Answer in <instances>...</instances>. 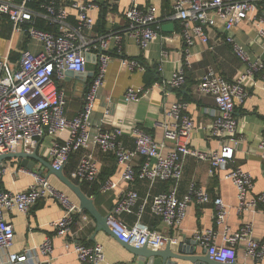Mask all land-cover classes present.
Wrapping results in <instances>:
<instances>
[{
    "label": "built area",
    "instance_id": "built-area-1",
    "mask_svg": "<svg viewBox=\"0 0 264 264\" xmlns=\"http://www.w3.org/2000/svg\"><path fill=\"white\" fill-rule=\"evenodd\" d=\"M39 0H0V16H6L17 33H23L41 46L40 50L23 51L18 67L13 68L9 55H0V156L17 151L33 152L46 136H57L68 130L69 135L63 142L55 141L49 148V158L54 168H64L72 154L87 147L101 149L115 155L121 167L118 180L108 178L100 183V191L107 193L115 190L120 183L128 185L123 198L108 213L107 224L113 235L121 242L135 247L147 245L152 249L165 248L169 242L175 243L173 235L152 229L140 219L128 225L120 215L137 207L140 195L135 188L139 181H146L150 190L156 183H172V188L151 194V211L170 229L180 227L190 204L205 205L213 203L215 224L217 227L195 231L193 239L207 249L210 258L220 263L237 260V246L246 241V255L255 261L264 258V238L255 240L251 223H245L238 230L232 231L228 225L230 207L220 196L213 197L206 188L192 182L187 192L180 196L178 184L184 175V165L188 157L207 160L210 173L227 169L234 162L235 151L240 144L236 106L244 104L249 97V90L244 85L243 77L233 80L225 78L214 68H210L198 81L196 93L213 97L216 113L211 126V134L218 139L220 148L214 151L202 150L192 146L195 120L190 114L186 101H175L166 110V119L158 121L157 126L165 132V137L172 140L170 150L165 142H157L143 127L135 126L130 135L135 140L133 148L127 147L121 127L112 129L103 126L94 127L92 118L95 103L104 84L111 60L109 50L115 45V51L121 53L122 35L116 32L93 36L95 19L90 10L96 7L91 1L78 0L65 3L60 0L40 2L39 7L31 4ZM114 4L119 0H104ZM70 9L77 12V22L69 21ZM254 16L258 23L257 37L264 49V0H174L173 12L168 20L181 23V35L184 51L201 44L208 45L207 27L223 22L224 42L235 56L247 65L249 74H257L264 68L262 59L253 60L248 49L237 40L233 30L243 21ZM42 18L58 29L57 32L37 28L34 23ZM128 32L146 49L159 35L161 28L157 16V7L144 8L133 5L126 11ZM163 57L167 56L162 51ZM96 63L95 74L84 94L80 111L72 118L66 116L67 96L58 87L57 81L66 77L68 71L85 72L87 55ZM94 54V56L92 55ZM162 57V58H163ZM160 60L163 64V60ZM16 63V64H17ZM130 69H143L138 60H129ZM159 64V72L163 66ZM185 60L183 66L176 69L167 79L162 77L154 86L164 91L181 90L187 81ZM146 88L130 87L126 98L138 101L148 94ZM107 109L105 114H109ZM261 156L264 159V134L259 142ZM142 159L137 166L136 161ZM6 166L0 161V180ZM19 171L31 173L34 181L25 191L12 192L0 188V264H48L53 254L52 238L48 237L39 247L40 254L46 260L31 254L30 250L21 253L11 251L15 238L14 225L6 218L7 213L29 211L43 198L55 199L63 209L61 218L51 223L59 236H69L76 221V216L83 210L64 191L56 188L46 175L31 172L23 167ZM100 167L91 154L81 158L76 174L82 181L100 182ZM238 191L239 213L264 203V193L248 198L254 188L253 176L239 166H235L225 175ZM146 203L140 206L138 214L142 216ZM222 237V243L219 238ZM75 252L81 264H100L105 262L104 247L99 244L76 242ZM109 264V263H108Z\"/></svg>",
    "mask_w": 264,
    "mask_h": 264
},
{
    "label": "crops",
    "instance_id": "crops-1",
    "mask_svg": "<svg viewBox=\"0 0 264 264\" xmlns=\"http://www.w3.org/2000/svg\"><path fill=\"white\" fill-rule=\"evenodd\" d=\"M60 1L68 3L78 0ZM86 1L96 4V7L90 10V15L96 22L93 36L97 37L116 32L122 35L123 46L121 53L115 51L114 43L109 50L111 60L104 84L95 103L92 125L109 129L118 126L123 128L125 131L123 139L127 147L133 148L135 146V140L130 132L133 127L140 126L149 132L157 142H165V149L170 150L173 141L165 137L164 130L156 123L166 119V110L173 102L186 101L189 112L195 120L192 146L209 151L219 149L218 139L211 134L212 122L217 112L216 103L213 97L209 95L197 94L196 86L199 79L210 68H214L229 80L243 77L244 85L249 90V97L244 104L236 106L241 140L235 151L233 164L227 169L217 170L215 174H211L209 161L188 157L184 165V175L178 184V193L183 196L192 182L206 188L213 197L220 196L229 205L228 225L232 231L238 230L245 223H251L253 238L262 240L264 238V203L239 213L237 210L239 203L237 188L230 179L225 178V175L228 170L239 166L254 178V188L249 193L248 198L264 193V159L259 149V142L264 134V68L256 75L247 72V65L242 63L235 56L232 48L224 42L223 22L220 20L217 21L216 26H209L206 29L210 38L208 45L199 44L193 47L189 53H185L181 23L176 20H168L173 12L174 0H119L114 4H109L104 0ZM133 5L141 8L147 6L157 7L158 23L161 28L159 35L146 49H142L128 32L126 11ZM70 12L69 21L72 25H75L77 12L74 9H70ZM168 24H173L170 31L164 29V26ZM4 25L3 20L0 19V27ZM257 28L258 23L253 16L237 25L233 33L237 40L248 49L253 60L262 59L264 61V49L262 41L257 37ZM2 33H0V42L4 46L0 48V55H9L13 68L18 67L17 62L23 51L32 50L37 52L41 48L28 35L15 32L13 25L11 31L6 28L5 32ZM8 33L10 35L5 36ZM163 50L167 52L166 57H163ZM11 53L16 58H11ZM92 55L94 56V54ZM161 58L163 64L160 62ZM133 59L138 60L143 69H130L128 62ZM185 60L190 62V66L186 67L187 81L183 89L164 91L160 87L154 86L157 79L158 81L162 77L169 79L176 69L183 66ZM159 64L163 66L162 72L158 70ZM149 71L152 73L151 76L147 75ZM148 76L153 78L151 85L147 84ZM81 77L66 76L64 79L57 81V85L65 91L67 96L66 116L69 118L80 111L84 94L92 80V78H88L85 84ZM130 87L146 88L149 91L140 100L131 101L126 98V91ZM107 109L110 113L106 115L105 111ZM68 135L69 131L66 130L57 136L42 138L39 143V155L50 161L49 148L51 144L55 141L63 142L68 138ZM18 151H21V149L19 148L16 152ZM88 154L95 157L101 169L99 181H105L108 178L118 180L120 178L121 167L113 153L87 147L72 154L64 167V173L69 180L80 186L84 182L79 179L76 170L81 158ZM3 162L6 171L0 180V188L12 192L27 190L34 181L33 175L19 171L20 160L17 158H9L3 160ZM141 163V158L136 161L137 166ZM36 165L35 171L38 172L42 165L39 162ZM47 172V169H45V175ZM49 180L56 188L64 191L74 202L79 204V200L74 193L57 177L50 175ZM91 184L81 186V189L88 197L94 199L96 208L103 215H107L128 190V185L120 183L113 191L103 193L99 188V192L94 195L92 192L94 185ZM172 186V183H156L154 188L150 190L148 182L139 181L135 186L140 195L137 207L120 215V218L128 225H132L140 219L152 229L167 234L171 233L176 239L175 243L193 238L195 231L217 227L213 203L205 205L190 204L185 219L178 228L170 229L162 223L151 211V194L170 189ZM144 203L147 205L142 216H139V208ZM62 215L63 209L60 204L49 197L41 199L29 213L19 211L7 213L6 218L15 228V238L11 251L21 253L30 250L31 254L46 260V257L38 251V247L48 237H51L53 254L49 258L48 264H81L75 252L76 242H84L90 245L101 244L104 247L105 262L100 264H139L138 258L122 245L113 234L98 230L96 220L84 210L77 214L71 235L67 237L57 235L51 223L61 218ZM217 228L222 233L223 228ZM219 243H222L221 236ZM246 247V241H241L237 246L236 261L239 264H264V258L256 263L248 257ZM197 250L199 254H202L204 247L199 245Z\"/></svg>",
    "mask_w": 264,
    "mask_h": 264
},
{
    "label": "water",
    "instance_id": "water-1",
    "mask_svg": "<svg viewBox=\"0 0 264 264\" xmlns=\"http://www.w3.org/2000/svg\"><path fill=\"white\" fill-rule=\"evenodd\" d=\"M173 24H168L164 26V29L170 31ZM96 71V63L91 60L90 54L87 55V63L85 67V72L75 73L68 71L66 76H76L83 79V81H88V78H93ZM39 146L33 152L27 151H14L0 156V161L17 158L20 160V167L28 169L31 172H36L38 174H44V170L47 169L46 176L49 178L50 175L57 177L64 185H66L79 200L80 208L88 212L97 222L98 230H104L111 233V230L107 224L109 215H103L98 211L95 206L94 199L88 197L80 185L73 183L69 180L65 173L64 168L56 169L53 167L51 161L42 157L38 153ZM41 163L42 167L37 172L36 164ZM121 242V241H120ZM127 249H129L137 258L139 264H239L237 261L231 263H220L214 261L210 258L207 253V249L204 248L203 253L199 254L197 247L199 243L193 238H188L182 240L178 243L169 242L165 248L162 249H152L147 245L143 247H135L128 243L121 242ZM255 261V260H254ZM257 263V261H255Z\"/></svg>",
    "mask_w": 264,
    "mask_h": 264
},
{
    "label": "trees",
    "instance_id": "trees-1",
    "mask_svg": "<svg viewBox=\"0 0 264 264\" xmlns=\"http://www.w3.org/2000/svg\"><path fill=\"white\" fill-rule=\"evenodd\" d=\"M46 1H50V0H39V1H36L34 4L32 3L31 5L34 7V8H37L38 9V7H39V3L40 2H46ZM0 19L1 20H3V22H4V24L6 25V28H8L9 29V31H11L12 30V22L8 19V17H6V16H0ZM96 24V23H95ZM34 25L37 27V28H39V29H41V30H45V31H51V32H57L58 31V29H57V27L55 26V25H53V24H51L50 22H48V21H46V20H44V19H42V18H37L36 20H35V23H34ZM3 31L5 32V29H3ZM2 29L0 30V33L1 34H3L2 32ZM6 34V33H5ZM10 35V33H8L7 35H5V36H9ZM13 57H15L16 58V56L15 55H13L12 53H11V58H13ZM149 74V76H151V71H149V73H147V75ZM148 76V77H149ZM156 80V79H155ZM152 81H153V78H148V80H147V84H149V85H151L152 84ZM156 81H158V79L156 80ZM148 86V85H147ZM58 87H59V85H58ZM185 100H186V97L184 98ZM183 99V100H184ZM101 182H103V181H100V183ZM100 183L98 184V182H93L92 184L90 183V182H87V181H84L82 184H81V186L82 187H84V185H94L92 188V192H93V194L94 195H96L98 192H99V188H100ZM159 183H163V182H159ZM168 184H169V182H167Z\"/></svg>",
    "mask_w": 264,
    "mask_h": 264
},
{
    "label": "rangeland",
    "instance_id": "rangeland-1",
    "mask_svg": "<svg viewBox=\"0 0 264 264\" xmlns=\"http://www.w3.org/2000/svg\"><path fill=\"white\" fill-rule=\"evenodd\" d=\"M1 29H6L5 25L2 26V27H0V30H1ZM7 29H8V28H7ZM8 30H9V29H8ZM3 46H4V45H2L1 42H0V48L3 47Z\"/></svg>",
    "mask_w": 264,
    "mask_h": 264
}]
</instances>
